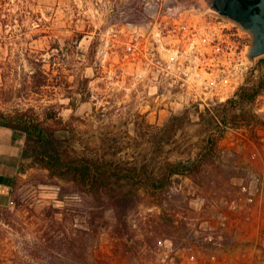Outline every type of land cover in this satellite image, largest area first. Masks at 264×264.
Segmentation results:
<instances>
[{"label":"rangeland","instance_id":"374dc122","mask_svg":"<svg viewBox=\"0 0 264 264\" xmlns=\"http://www.w3.org/2000/svg\"><path fill=\"white\" fill-rule=\"evenodd\" d=\"M251 43L206 0H0V108L59 109L81 150L100 143L158 171L202 144L208 123L197 108L259 78L264 53L249 59ZM40 63L54 85L39 94L24 79ZM236 114L199 171L176 175L161 193L133 190L126 227L104 212L88 264H264V90ZM22 148L23 135L0 126V204L23 202L13 229L0 228V264H52L59 249L24 206L60 205L56 179Z\"/></svg>","mask_w":264,"mask_h":264},{"label":"trees","instance_id":"16d2710c","mask_svg":"<svg viewBox=\"0 0 264 264\" xmlns=\"http://www.w3.org/2000/svg\"><path fill=\"white\" fill-rule=\"evenodd\" d=\"M42 65L32 66L24 79L33 93L40 94L54 85L50 83L51 72ZM262 68L257 80L244 82L223 102L205 106L202 110L197 108L199 120L215 126L211 128L204 123L206 133L198 150L185 158H166L158 171V166L144 159L109 156L101 150L103 145L99 146L100 143L92 151L81 150L78 141L68 140L67 133L71 131L69 117L59 109L47 107L37 112L33 108L12 111L0 108V126L23 135L21 156L30 158L33 164L46 171L48 177L56 179V199L60 205L51 202L39 210L24 206L28 207L27 216L36 223V230L41 231L40 237L48 247L57 246L59 249L60 257L50 253L49 263L56 264L58 260L60 264H88L94 257L92 237L108 225L104 215L107 209L115 212V226L123 224L126 227L134 189L161 193L174 183L176 175L199 171L216 148L230 121L228 117L237 116L236 110L240 106L250 103L264 90V66ZM83 81L86 87L88 79L84 77ZM73 92L83 95L79 88ZM171 123L172 119L166 126ZM177 127L171 125V135ZM11 201L12 206L0 204V228L4 231L13 229V219L20 220L16 210L23 202L19 196ZM124 233H120L121 239L126 237Z\"/></svg>","mask_w":264,"mask_h":264},{"label":"water","instance_id":"95a60500","mask_svg":"<svg viewBox=\"0 0 264 264\" xmlns=\"http://www.w3.org/2000/svg\"><path fill=\"white\" fill-rule=\"evenodd\" d=\"M207 9L228 18L251 34L249 59L264 53V0H206Z\"/></svg>","mask_w":264,"mask_h":264},{"label":"built area","instance_id":"2783aa9c","mask_svg":"<svg viewBox=\"0 0 264 264\" xmlns=\"http://www.w3.org/2000/svg\"><path fill=\"white\" fill-rule=\"evenodd\" d=\"M242 188L245 190L246 189V186H243Z\"/></svg>","mask_w":264,"mask_h":264}]
</instances>
